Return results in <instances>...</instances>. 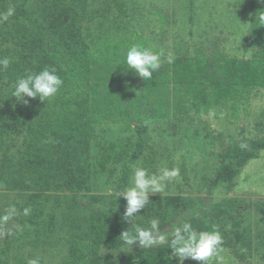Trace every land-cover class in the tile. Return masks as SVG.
Here are the masks:
<instances>
[{"label": "trees", "instance_id": "16d2710c", "mask_svg": "<svg viewBox=\"0 0 264 264\" xmlns=\"http://www.w3.org/2000/svg\"><path fill=\"white\" fill-rule=\"evenodd\" d=\"M8 8L14 14L0 18V58H11L9 66L0 69V190L37 187L44 194L89 190L111 160L126 161L118 180L122 190L145 148L147 125L173 115H203L227 102L238 109L264 88V26L256 24L255 15L264 11V5L257 0H251L245 40L252 57L198 48L193 54H178L171 64L165 60L148 81L122 65L127 47L142 44L169 51L152 45L126 17L112 16L114 9L122 12L119 0H0V14ZM97 18L103 20L100 26ZM46 67L55 68L64 81L54 97L30 98L28 105L12 97V85L19 77ZM121 122L133 123L138 130L140 141L133 153L127 157L126 149L112 147L103 155H92L99 128ZM18 130L25 132L26 140L16 159L9 141ZM263 150L264 135L225 146L226 160L218 167L213 186L230 191ZM89 200V207L97 210L89 218L86 236L72 239L71 264H177L178 258L170 259L172 250L166 246L142 248L122 241L120 235L131 226L122 219L125 201L100 195ZM170 201L174 209H166L167 213L150 202L137 213L136 223L148 227L151 219L158 218L160 234L167 225L173 228L185 220L197 231L215 227L223 237L222 246L244 257L242 245L249 238L245 200ZM261 210L264 213V206Z\"/></svg>", "mask_w": 264, "mask_h": 264}, {"label": "rangeland", "instance_id": "374dc122", "mask_svg": "<svg viewBox=\"0 0 264 264\" xmlns=\"http://www.w3.org/2000/svg\"><path fill=\"white\" fill-rule=\"evenodd\" d=\"M119 3L122 12L114 9L112 16L119 20L126 17L135 31L152 45L168 49L173 57L185 52L193 54L198 48L222 50L239 58L253 55L245 46L251 23V0H119ZM95 21L100 26L103 20ZM145 131V148L137 164L150 172L167 166L178 168L180 173L163 194H150L154 208L159 206L163 213H167L166 209L173 210L170 198L187 201L201 198L205 204L226 198L245 200L244 227L249 238L242 245L244 257H237L226 247L222 255L225 264H263L264 150L247 164L230 191L214 187L213 181L218 167L226 160L225 146L264 135V88L257 89L238 109L227 102L203 115H173L165 122L147 125ZM12 137L9 142L17 159L24 148L25 132L18 130ZM139 141L135 124L112 123L99 128L92 155H103L107 149L117 147L126 149L128 157ZM125 163L111 160L105 172L95 176L89 190H51L46 194L37 187L0 190V216L9 215L8 221H0V264H27L33 258H38L40 264H71L72 239L86 236L89 218L97 210L89 207L90 196L116 198ZM116 199L124 201L122 197ZM25 208L30 209L28 215L23 214ZM35 214L39 217L34 218ZM165 228L161 234L172 230L171 225ZM185 263H191L190 259ZM195 263L202 264L192 261Z\"/></svg>", "mask_w": 264, "mask_h": 264}, {"label": "clouds", "instance_id": "9594fccd", "mask_svg": "<svg viewBox=\"0 0 264 264\" xmlns=\"http://www.w3.org/2000/svg\"><path fill=\"white\" fill-rule=\"evenodd\" d=\"M264 5V0H257ZM14 14L13 8L0 14V18L7 20ZM256 24L264 26V11L256 14ZM173 62L171 52L165 54L164 50H155L142 44H132L127 47L122 65L145 81L151 80L153 73L157 72L162 64ZM11 63V58H0V69H6ZM64 81L57 75L55 68H44L39 72H28L19 77L12 85V97L29 104L27 98H39L45 101L54 97L62 87ZM241 148L246 145L241 144ZM179 169L162 166L158 172H150L139 164L131 166L130 179L122 190L116 192V198L122 197L125 201L122 219L131 226L120 235L122 241L129 246L139 244L142 248H150L154 245L166 246L172 250L170 259L177 257V264H184L185 260H194L202 264H225L222 255L223 237L218 229L213 227L210 231H197L189 220L174 226L170 233L160 234V221L153 218L150 226L141 227L136 223L138 214L150 204V194H163L168 184L179 178ZM30 209L23 210L24 215L29 214ZM9 215L0 216V221L6 222ZM27 264H40L38 258L29 259Z\"/></svg>", "mask_w": 264, "mask_h": 264}]
</instances>
